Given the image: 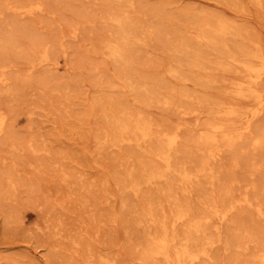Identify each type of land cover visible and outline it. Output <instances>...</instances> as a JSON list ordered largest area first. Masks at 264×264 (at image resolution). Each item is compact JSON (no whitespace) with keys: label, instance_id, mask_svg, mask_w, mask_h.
<instances>
[{"label":"rangeland","instance_id":"obj_1","mask_svg":"<svg viewBox=\"0 0 264 264\" xmlns=\"http://www.w3.org/2000/svg\"><path fill=\"white\" fill-rule=\"evenodd\" d=\"M23 1L25 0H0V47H6L0 48V65L7 64L9 67L6 72V76L9 78V84L5 87L7 92L5 88L3 89V87L0 86V112L3 113L7 119L5 129L6 135L4 134L0 138V264H86L83 260L85 259L87 250L95 257L100 255L107 259L113 258V261H116L115 264H140V262L136 261L134 258L136 255L133 254H136L134 252V244L142 235L143 227L134 226L132 221H135L136 211H138L136 207L140 204V198L155 192L154 190L156 189H154V187L150 189L144 187V190L142 189L141 191L143 193L137 197L129 191L116 194V184L123 178L126 168H137L138 165L148 161V156L155 148L156 141L153 139L148 142L145 147L141 148L142 150L134 147L135 151L132 146H126L127 149H125L126 147L124 146L120 149H112L107 146L108 144L99 145L96 138L101 137L104 131L103 129H106L107 122L105 117L107 115L111 116L116 110H124L123 112L142 111L150 121L153 120L151 121V123L154 124V126L152 125L153 134H157L158 131L163 129L174 127L177 125L175 123H179L182 125L179 143L183 148L178 145L179 153L177 155L179 160H181L186 142L193 135L192 130H196L197 127L200 129L208 121L210 117L208 109L215 107L216 104L219 105V103L232 104V100L233 104H242L244 101L235 98L228 90H225L229 83L227 81H238L236 74L232 71L230 73H223L220 69L212 70L208 72L210 74L202 73V76L200 75L201 79L199 78V81L194 82L192 79L186 77V75L183 76L184 78H181L174 77L165 72V62L175 59L184 51L191 54L194 44L192 38L196 34L197 29L203 26L202 24L206 22L205 18L207 16H209L207 17V22H209L215 17H218V14L229 28L238 25L237 27L241 29L239 37L234 38L231 35L233 30L230 29L231 31H228L229 34L223 38L222 42L225 43L228 48L231 49L230 46L233 48L235 44L251 42L249 45L260 52L262 51L261 53L264 56V2L261 0L259 3L254 0H135L136 4L130 11L129 19L135 27H137L136 32L139 31L137 33L138 41L137 45H134L129 51L131 52V54L129 53V59L131 60L129 64L130 68H123L120 65L110 64V62L107 59H103L105 57L100 54L101 40L109 35L107 27L108 29L110 28L109 22L107 21L108 13L101 0H38L43 5L42 16L39 14L40 16L21 17V20L19 19L20 17H16V15L9 11L4 12L6 6L13 7ZM250 2L255 5H252V3L250 4ZM194 10L203 12V15H198L196 17L193 15H185L186 12H192ZM103 12H105V14H103ZM232 21L234 23H231ZM195 23H197L199 27ZM22 27L24 28L22 29ZM72 28L76 30V38L70 36V31L73 30ZM20 30H22V32ZM78 32L79 34H77ZM182 32L184 34H181ZM18 36H20V38H18ZM61 36H63V38L60 40ZM245 37H247L248 40L247 38L245 39ZM254 41L256 43H254ZM46 42L48 51L52 52V55L55 53L54 61L51 60V64L48 67L45 66L40 68L41 71L38 69L33 74L27 73L26 68L33 58V52L31 51L34 49V46L36 44H46ZM186 43L188 46L185 45ZM30 46L33 47L31 48ZM95 47H97L96 51L93 50ZM177 49L179 53L176 51ZM198 49L200 53L203 52L204 56L212 60L214 59V53L211 52L206 44H200ZM85 50L87 53H85ZM132 59L134 61H132ZM76 62L77 64L74 65ZM79 62L80 64H78ZM119 66L122 70H120L121 68ZM78 68L79 71H77ZM230 69L233 70V67L230 66ZM125 70L126 72H124ZM117 71L120 72L118 73ZM120 73H122V75ZM128 73H130V75L132 74V76H129ZM123 76L131 80H127L126 84H124L120 79V77L122 78ZM10 79L12 81H10ZM139 79L141 83H139ZM211 80H214V82H211ZM146 81L149 83H145ZM192 82H194L196 88ZM129 83H134L132 84L133 86H136L138 83L139 85L144 84L142 92H147L149 88L155 84V86L150 88L151 92L154 89V93L147 92L141 95V92L139 96H136V94L129 92V88L126 87ZM159 84L162 85L159 87ZM61 85L66 86L69 90L60 89ZM123 85L126 87V90L122 88ZM223 85H225V87ZM220 86L221 88H219ZM10 88L11 91H9ZM51 88L60 91L53 92ZM176 88L180 90V92L185 91L184 95L187 96V98L182 97V100L180 99L181 101L178 102L181 108L176 111L175 109L171 111L156 103V98L163 99L164 96L169 97L173 95L172 90ZM260 89L264 91V81ZM49 90L52 92L50 93ZM155 90L157 91L156 93ZM101 93L105 98L100 96ZM148 93L153 102L145 98ZM106 94L109 97H106ZM151 94H154V96H151ZM96 96H98L97 99H95ZM135 97H139L140 99H136ZM138 99H143L145 104L142 100V103L138 101ZM104 100L105 104L102 105V108L100 105L102 102L104 103ZM98 101H100L99 104ZM144 105H147L146 108ZM86 109L90 110L86 112ZM95 109L96 111H94ZM101 109L102 111L104 110L103 113ZM110 109H112L111 112ZM145 112L149 114L147 115ZM170 112L172 113L170 114ZM197 113L201 114V120L196 124L194 120L195 117H190L195 116ZM155 115L157 117H155ZM177 116L179 117V121ZM161 120H163V123H160L162 122ZM164 120L166 121L164 122ZM171 120L173 123L170 122V125L168 122ZM201 122L203 126L200 125ZM256 123L258 124L256 125ZM256 123L254 127H257V129L255 128L257 131L264 129V113L261 119L256 121ZM76 125L78 126L77 128ZM158 127L163 129H159ZM81 129L84 130L82 131ZM77 131L79 133L81 132V136ZM89 135H91V137ZM183 138L186 139L183 140ZM43 144H46V146L41 152L33 154L30 151V145L35 149H41ZM10 145L12 147H10ZM149 147L150 149H148ZM104 148L106 150H104ZM237 148H239V146L234 148L235 151H233L234 149L230 151L227 150L229 153L224 151L223 154L225 156H222V161L214 164V166H217V168L214 167V170L216 169L220 172V174L218 173V178L220 179V184H222L221 188L229 187L230 189V194L226 200L229 201L235 199V197L240 198L241 195L245 194L244 191L247 190V194L249 193L247 196L252 200V204H260L264 211V189H262L264 188V184H262L264 183V177L262 176L264 175V165H262L260 160L262 152L260 150L255 152L250 151V148H248L247 151L240 156L241 158L243 157L241 160L236 154ZM229 154L231 155L229 156ZM234 155L240 158L235 156L239 164L238 167L241 169L243 168L244 172L238 169V167L236 168L237 170L229 168V166L231 167L232 165V160H234ZM247 156L253 159L250 158L249 160ZM142 157L144 159H142ZM229 161H231V164ZM95 162L98 163V165L95 164ZM220 164H222L221 168ZM237 172L239 174H237ZM62 173H67L68 176L70 175L68 179L70 183H68V185L60 181L59 174ZM225 174L227 177H225V180H228V177L230 178L228 181L224 180ZM232 174L234 179L237 178L238 181L235 179L237 184L232 180ZM221 176L223 177L221 178ZM241 177L243 178V181L240 179L242 183L238 179ZM82 184L83 187L81 188ZM242 185L244 187L240 189ZM180 188L181 187L175 188L177 191H175L177 198L180 197V201H190L192 203L195 200L194 204L191 203L192 207L194 206V210L197 207L195 205L209 198L208 195V198L204 196L200 197L202 193L203 195L205 193L210 194V188L208 185H205L204 182H202L201 185L192 186V195L190 199L180 194ZM113 195L114 198L112 197ZM218 195L219 198H221L220 194L216 193V196ZM253 196L255 197L252 199L251 197ZM192 197H195L194 200ZM86 198L88 199L84 200ZM121 199H124L128 204V208L125 210L121 209ZM260 201L262 203H260ZM240 207L233 211L231 215V219L233 220L236 218L233 221L239 225L235 227L236 229H232L228 224V226H226L227 228L225 227V229H223L222 235L220 236L221 244L218 243L214 245L210 252L211 259L202 261L201 263L242 264L239 262H247L251 259V254L253 253L251 249H254V244L253 246L249 245V248L245 252V250L241 248H229L227 243L230 245L236 242L233 240L236 239L238 229H245L244 227H247L244 225L245 223L248 226L250 225V230H256L255 232L259 233V238H264V218L256 220L257 216L254 214L255 212L252 211V208L246 209V207ZM197 209L198 208H196V210ZM247 211L252 215L251 219ZM117 214H121V218L119 220H113V217ZM7 215L10 216V220H8L9 224H7L6 221ZM112 215L114 216L112 217ZM252 218L255 221H260V223H255L254 220L252 221ZM238 221H241V224L238 223ZM250 221L252 224H250ZM258 226L261 229H259ZM249 227L246 229H249ZM179 229L182 228L178 227L177 230L179 231ZM57 230L59 234L52 237ZM138 230L141 234L138 233ZM133 231L136 233L137 237ZM71 236L73 239L70 238ZM124 237L129 238V240H126ZM73 241L76 243L73 244ZM248 250L249 252H247ZM232 251L235 252L233 253ZM241 251L245 254L247 259L243 257L244 255ZM235 253H237V255ZM213 254L218 257L219 260L215 256H212ZM229 254H233L234 256H229ZM232 257L235 258L232 259ZM132 258L134 259L133 261Z\"/></svg>","mask_w":264,"mask_h":264},{"label":"bare ground","instance_id":"obj_2","mask_svg":"<svg viewBox=\"0 0 264 264\" xmlns=\"http://www.w3.org/2000/svg\"><path fill=\"white\" fill-rule=\"evenodd\" d=\"M101 1H102L103 5L106 7L105 10L108 13V20L107 19L106 20L109 22L108 24H109L110 28L108 29V27H107V30H109V35L106 38H103L101 40V43L99 42L100 43V54L103 57H105L103 59H107L110 62V64L113 63L116 65H120L123 68H126V67L130 68L129 64L131 63L130 62L131 60L129 59V53L131 54V52H129V51L134 45H137V41H138L137 33L139 31L136 32L137 27H135V25L131 22V20L129 19V15H130V11L133 9L136 2H135V0H101ZM254 1L259 3L260 0H254ZM261 1L264 2L263 0H261ZM216 3H218V2H216ZM251 3L252 2H250V4ZM218 4H220V3H218ZM253 4L254 3H252V5ZM139 7H140V5H139ZM8 11L13 13L14 15H16V17H20L19 19L21 20V17L23 18V17H33V16H36L39 14L41 15V13L43 12V5L38 0H25V1L19 3L18 5H15L13 7L6 6L4 8V12H8ZM103 14H105V12H103ZM185 15L186 16L193 15L196 17L198 15H203V12H200L198 10H194L192 12L191 11L186 12ZM222 16H223V13H222ZM207 17H209V16H207ZM207 17L205 18L206 22H204V24L201 23L203 26L199 27L197 25V23H195L199 28L197 29L196 34L192 38L194 41L193 42L194 43L193 49H192L193 52L191 54H189L187 51H184V52L180 53L179 56H177L175 59L169 60L168 62H165V65H164L165 72H167L168 74H170L174 77H181L182 78L183 76L186 75V77H188L189 79H192L194 82L195 81L197 82V81H199V78L201 79L202 73L207 74L208 72H210L212 70H219V69L223 73H230L232 71L233 73L236 74L238 81H235V82L227 81L229 83L227 84L228 86H226L225 90H228L235 98L243 100L244 103L233 104V100H232V104H227V103L226 104H220L219 103V105L216 104L215 107H211L210 109H208L209 114H210L208 121L204 124V126L201 125L202 124V122H201L200 125L203 127H201L200 129H198V127H197V129L195 128L196 130H192L193 135L189 138V140H187V142L185 141L186 145H185L183 155H181L182 156L181 160H179L177 154L179 153L178 145L181 146L179 143V139L181 137L180 133H181L182 125H180L179 123H175V124H177L176 126H174V127L172 126L171 128L170 127L166 128V124H165L166 129L158 127L159 129H163V130L158 131L157 134H153L152 133V125L154 126V124L151 123V121H153V120L150 121L148 119V117H146L145 114L142 113V111H140V112H132V111L123 112L124 110L122 111V110L118 109L119 111L116 110V112L112 113L111 116L105 115L106 116L105 117L106 122H107V126L105 127L106 129L102 128L104 131L101 134V137L96 138L97 143L99 145L100 144H106V145L108 144L107 146H109V148H112V149H120L123 146L124 147L132 146L133 148L135 147V148L141 149V148L145 147L147 145V143L152 141L153 139H155V141H156V146L154 149L150 146L153 150L148 156V161H146V163H144V164L138 165L137 168L136 167L126 168L125 167L126 169H125V173L123 175V178L116 184V189H117L116 194L120 193V192L125 193V191H129V192H131V194H133L137 197H139V195H141V193H143L141 191L144 187H146L147 189L154 187V189H156V190H154L155 192H153V193H150V194L145 193L147 195L140 198L141 201L138 199L140 201L139 206L138 207L135 206L136 208H138V211H136L137 213L135 216V221H132V222H133L134 226L143 227V233L139 237V240H137L136 243L134 242L135 243L134 244L135 250L134 249L133 250L136 254H133V252H132V254L136 255V257L134 256V258L136 261H139L140 264H203V263H201L202 261H207V260L211 259L210 252H211L212 248L214 247V245L220 243V236L222 235L223 229H225V227L228 226V224L230 225V227L232 229L239 225V224L237 225V223L235 221H233L236 218L233 217L234 219L233 220L231 219V215L233 214V211H235L238 207H240V206L246 207V209L252 208V211H254L255 212L254 214H256V216H257L256 220L264 218V211L262 209V206L260 204H257V203H256L257 205L252 204V200H250L247 196L249 194V193L247 194V192H246L247 190L244 191L245 194L241 195L240 198L235 197V199L227 201L226 199H227L228 195L230 194V189H229V187L228 188L227 187L221 188L222 184H220V179L218 178V176H219L218 173L220 174V172L216 169L214 170V167L217 168V166H214V164L222 161V156L224 155L223 154L224 151L233 150L236 146H239V148L236 149V152H237L236 154L239 157L242 156V154L245 153L248 148H250V151H254V152L260 150L262 152L260 160L262 162V165H264V129L261 130L259 128L261 131H257L256 130L257 127H254V124L256 123V121L261 119V116L264 113V91L262 89H260L261 84L264 81V56L261 53L262 51L260 52L257 49H254L249 45V43H251V42L243 43V44H235L233 48H232V46H230L231 49L228 48V46L222 42L223 38L229 34L228 31H231L230 29L233 30V33H231V35L234 38H237L240 36L241 29L239 27H237L238 26L237 24H236L237 26L229 28V26H227L225 24L223 19L221 17H219V14H218V17H215L213 20H211V17H210L211 21H209V22H207ZM229 22H230V20H229ZM231 23H234V22L232 21ZM193 24H194V22H193ZM23 28L24 27H22V29ZM142 28H143V26H142ZM243 30H244V28H243ZM20 31L22 32V30H20ZM70 34H71L70 36H72V38H76L75 28L70 31ZM77 34H79V32ZM181 34H184V33L182 32ZM11 35H13V34H11ZM0 36H1V34H0ZM6 36H8V35H6ZM138 37H139V35H138ZM18 38H20V36H18ZM62 38H63V36H61L60 40ZM246 38L247 37H245V39ZM245 39H243V40L244 41L248 40V38H247V40H245ZM2 42H4V41H2ZM254 43H256V42L254 41ZM257 43H259V42H257ZM200 44H206V46L209 47L211 52L214 53V56H213L214 59L213 60L210 59L209 57L204 56L203 52L200 53V51L198 49ZM185 45H187V43ZM189 45H191V44H189ZM35 46H34V49L32 51L30 50L31 52H33L32 53L33 58L31 59V61L27 65V68H26L27 73L33 74L34 72H36L40 68H43L45 66L48 67L51 64V60H53L55 57L54 52H53L54 53L53 54L54 56H53L51 54L52 52L48 51L47 42H46V44H41V45L36 44ZM0 48H6V47L4 46V47H0ZM96 48L97 47H95V49H93V50L96 51ZM188 49H190V48H188ZM87 50H89V49H87ZM176 51L178 52V49ZM85 53H87L86 50H85ZM96 55H97V53H96ZM206 55H208V54H206ZM100 58H102V57H100ZM163 58H167V57H163ZM132 61H134V60L132 59ZM76 64H77V62L74 65H76ZM78 64H80V62ZM132 64H133V62H132ZM230 66L233 67V70L230 69ZM8 68L9 67L7 66V64L6 65L5 64L0 65V86L3 87V89L5 87H7L9 84V78L6 76V72H7ZM97 68H98V66H97ZM95 69H96V66H95ZM120 70H122V68ZM126 70L124 72H126ZM39 71H41V69ZM77 71H79V68L77 69ZM129 72H130V70H129ZM120 74L122 75V73H120ZM125 74H127V73H125ZM208 74H210V73H208ZM128 75L132 76V74L130 75V73H128ZM134 77H135V75H134ZM10 78H12V77H10ZM120 79L124 84H126L127 80H131V79H128L126 76H123L122 78L120 77ZM142 80H143V78H142ZM204 80H205V76H204ZM214 80H211V82H214ZM220 80H221V78H220ZM10 81H12V80L10 79ZM139 81H140V79H139ZM142 82H144V81H142ZM194 82H192L193 85H194ZM134 83H132V84H134ZM139 83H141V81ZM139 83L136 86H133L132 84L129 83L128 86H126V87L129 88V92L136 94V96L137 95L139 96V94L143 91L142 88L144 87V84L139 85ZM145 83L148 84L149 82L146 81ZM222 83H224V82H222ZM203 84H201V85H203ZM120 85H121V83H120ZM161 85L159 84V87ZM152 86H155V84H153ZM163 86H162V88H163ZM168 86H170V85H168ZM195 86L196 85H194V87ZM223 86L225 87V85H223ZM65 87L66 86L61 85V88L60 87L59 88L63 89V90L68 89L67 87L66 88ZM126 87L124 85L122 86L123 89H125ZM119 88H120V86H119ZM150 88L147 92H151ZM219 88H221V86ZM51 89L53 92L57 91V90H54L53 88H51ZM157 89H158V86H157ZM110 90H112V89H110ZM166 90H167V88H166ZM185 90H186V88H185ZM5 91H6V88H5ZM9 91H11V88L9 89ZM52 91H50V93ZM58 91H60V90H58ZM153 91H154V89H153ZM153 91L151 93H154ZM161 91H163V90H161ZM172 91H173V95H171L169 97H165L163 95L164 96L163 99L156 98L157 99L156 103L160 104L161 106H163L164 108H166L168 110L172 111L173 109H175V111H176L179 108H181V107H179L178 102L182 100V97L187 98V96L184 95L185 91L180 92V90H178L177 88L172 90ZM147 92H142L141 95H143V93H147ZM156 92L157 91L155 90V93ZM191 92H192V90H191ZM163 93H165V92H163ZM98 96H96L95 99H97ZM100 96H103L102 93L100 94ZM107 96L108 95L106 94V97ZM151 96H154V94H151ZM201 96H200V99H201ZM220 96H222V95H220ZM137 98H139V97H137ZM145 98L147 100H152L149 93L147 94V97H145ZM207 98H210V97H207ZM139 99H138V101L141 102V100H142V102L144 103L143 99H141V100H139ZM199 101H201V100H199ZM99 102L100 101H98V104H99ZM152 102H153V100H152ZM234 103H235V101H234ZM103 104H105V100H104V103L102 102V104L100 106H102ZM120 104L122 105V103H120ZM115 105H117V104H115ZM149 105H150V103H149ZM107 106H109V105H107ZM107 106H106V108H107ZM122 106H124V105H122ZM146 106L147 105H144L145 108H146ZM142 107H143V105H142ZM87 108H88V105H87ZM102 108H103V106H102ZM106 108H104V109H106ZM159 108H161V107H159ZM200 108H201V106H200ZM86 110H87L86 112H88V110H90V109H86ZM162 110H160V111H162ZM202 110H204V109H202ZM94 111H96V109ZM101 111H102V109H101ZM103 111H102V113H103ZM111 111H112V109H110V112ZM171 113L172 112H170V114ZM181 114H183V113H181ZM150 115H152V114H150ZM200 116H201V114L197 113V114H195V116H192L190 118L195 117L194 120H195V123L197 124V122L199 120H201ZM155 117H157V116L155 115ZM93 118H95V117H93ZM167 118H169V117H167ZM169 119H171V118H169ZM161 121L162 122H160V123H163V120H161ZM165 121L166 120H164V122ZM178 121H179V117H178ZM261 121H263V120H261ZM170 122H172V120L169 121L168 123L170 124ZM204 122H205V119H204ZM6 124H7L6 116L0 112V138L5 134ZM196 124H194V125H196ZM257 124L258 123H256V125ZM158 126H159V124H158ZM77 127L78 126L76 125V128ZM78 131H77V133L80 135L81 132L79 133ZM89 136L91 137V135H89ZM94 136H95V134H94ZM184 136H185V134H184ZM84 137H86V136H84ZM92 139H94V138H92ZM185 139L186 138H183V140H185ZM187 139H188V136H187ZM12 145H14V144H12ZM45 146H46V144H43L41 149H37V148L35 149L33 146L30 145V148H31L30 151L33 154H36L38 152H41V150H44L43 148ZM10 147H12V146L10 145ZM150 147L148 149H150ZM153 147H154V145H153ZM135 148H134V151H135ZM181 148H183V147L181 146ZM125 149H127V147ZM104 150H106V149L104 148ZM107 150H108V148H107ZM233 151H235V149ZM132 152H133V150H132ZM141 153H142V151H141ZM230 155L231 154H229V156ZM235 156L236 155L233 156L234 160H232L233 161L232 165H231V167L229 166V168L237 170L236 168L238 167L239 164L236 161ZM239 157H237V158H239ZM242 158H241V160H242ZM244 158H246V157H244ZM250 158H252V157H250ZM250 158H249V160H250ZM142 159H144V158L142 157ZM255 161H256V159H255ZM229 162L231 164V161H229ZM249 163H250V161H249ZM95 164L98 165V163H96V162H95ZM226 164H228V163H226ZM244 165H245V161H244ZM251 165H253V164H251ZM130 166H131V164H130ZM221 166H222V164H220V168H221ZM116 167H118V166H116ZM225 168H227V167H225ZM238 169H241V168L238 167ZM241 170H243V168ZM243 172H244V170H243ZM119 173H120V171H119ZM223 173H224V171H223ZM237 174H239V173L237 172ZM237 174H236V176H237ZM120 175H122V174H120ZM69 176L67 173L59 174L60 181L62 183H65L66 185H68V183H70V182H68ZM227 176H228V174H227ZM254 176H255V174H254ZM262 176L264 177V175H262ZM222 177L223 176H221V178ZM225 177H226V174L224 175V180H225ZM232 177H233V174H232ZM229 179L230 178L228 177V180ZM235 179H236V181H238L237 178H235ZM235 179L233 177L232 180H234V182L236 183ZM238 179H239V181H240V179H242L241 181H243L242 177L238 178ZM228 180H225V181H228ZM249 181H250V179H249ZM202 182H204L205 185L209 186V188H210L209 193L210 194L205 193L206 194V196H205V194L203 195V193H202V196H200V197L204 196V197L208 198V196H209V198L206 201H204V200H203V202L200 201L198 205H195V206H197L196 208H198L197 210H196V208H195V210L193 209L194 206L192 207V205H191L192 202L180 201L179 200L180 197L177 198V194H176L177 191L175 190V188L181 187L180 188L181 191H179L180 194L184 195L188 199H190V197L192 195V186L193 185H201ZM81 183H82V181H81ZM83 184L81 185V188L83 187ZM262 184H264V183H262ZM91 185H92V183H91ZM243 187L244 186L242 185V187H240V189ZM236 188H234V189H236ZM257 188H259V187H257ZM217 189H218V192H217ZM262 189H264V188H262ZM256 190H258V189H256ZM237 191H240V190H237ZM260 191H261V188H260ZM196 192H197V190H196ZM216 193H219L221 198H219V195L216 196ZM252 194H254V193H252ZM198 195H200V194H198ZM178 196H179V193H178ZM195 196H197V195H195ZM232 196H231V198H232ZM112 197L114 198V195ZM117 197H116V199H117ZM254 197L255 196H253L251 198L253 199ZM261 197H263V196H261ZM192 198L194 200L195 197H192ZM87 199L88 198H86L84 200H87ZM261 200H262V198H261ZM128 202H130V201H128ZM194 202H195V200H194ZM194 202L192 204H194ZM260 203H262V202L260 201ZM127 208H128L127 202L124 199H121V209L125 210ZM121 209H120V211H121ZM115 210H117V209H115ZM244 211H246V210H244ZM244 211H242V212H244ZM247 213L249 214L248 211H247ZM120 215L119 214H117L116 216L112 215V217L114 216L113 220H119L122 216V215L121 216ZM251 216L252 215H250V217H249L250 219H251ZM241 219H243V218H241ZM241 219H239V220H241ZM8 220H10V216H8L6 218L7 224H9ZM253 220L254 219L252 218V221ZM45 222H47V221H45ZM256 222L260 223V221H255V223ZM238 223L241 224V221H238ZM248 223H249V221H248ZM250 224H252L251 221H250ZM244 225L247 227L250 226V225L249 226L246 225V223ZM57 226H58V224H57ZM178 227H180L182 229H179V231H178L177 230ZM247 227H244L245 229L241 228L242 230L237 228L238 233L236 235V239L233 240L236 242L231 243L230 245H228V243H227V246L229 248H234V249L241 248L242 250H245V252H246V250L249 248V245L253 246V244H254V249H251V251H253V253L252 252H251L252 254L250 253L251 259L248 258V259H250L249 261H247V262L243 261V262H239V263H242V264H264V238L263 237L259 238L258 237L259 233L255 232L256 230L252 231V230H250V227H249V229H246ZM259 229H261V228L259 227ZM130 231H132V230H130ZM262 231H263V228H262ZM95 233H96V231H95ZM134 233H133V235H134ZM138 233L141 234V232H139V230H138ZM224 233H225V230H224ZM58 234H59V232L57 230L54 232V235L52 237L57 236ZM232 234H233V232H232ZM135 236H136V233H135ZM263 236H264V234H263ZM70 238H72V236ZM124 238L126 240L127 239L129 240V238H127V237H124ZM232 238H234V237H232ZM69 241H70V239H69ZM134 241H135V238H134ZM226 242H228V241H226ZM72 243L75 244L76 242L73 241ZM75 251H77V250H75ZM225 251H226V248H225ZM228 251H230V250H228ZM91 252H92V250H91ZM247 252H249V250ZM213 253H214V251H213ZM241 253H242V251H241ZM80 254H81V252H80ZM214 254L212 256H215ZM216 254H217V251H216ZM235 254L237 255V253H235ZM242 254H241V256H242ZM84 255H85V251H84ZM226 255H227V253H226ZM238 255H239V253H238ZM243 255H244L243 257H245V254H243ZM229 256H234V255L229 254ZM33 257H35V256H33ZM82 258H84V257H82ZM216 258H218V257H216ZM228 258H230V257H228ZM233 258H235V257H232V259ZM111 259L110 258L107 259V258L102 257L100 255L95 257L92 253H90L87 250L86 255H85V259L83 260V262L86 264H115L116 261L114 262L113 258H111ZM133 260L134 259L132 258V261ZM218 260H219V258H218ZM41 261H43V260H41ZM117 261H119V260H117Z\"/></svg>","mask_w":264,"mask_h":264}]
</instances>
